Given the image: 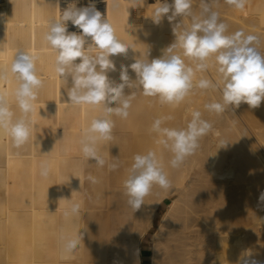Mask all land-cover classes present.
Returning a JSON list of instances; mask_svg holds the SVG:
<instances>
[{
    "label": "bare ground",
    "instance_id": "obj_1",
    "mask_svg": "<svg viewBox=\"0 0 264 264\" xmlns=\"http://www.w3.org/2000/svg\"><path fill=\"white\" fill-rule=\"evenodd\" d=\"M159 2L171 5L173 0H0V70L6 73L0 90L7 94L16 117L21 115L15 98L19 81L11 65L18 51L37 57V74L44 81L33 102L29 117L32 136L27 144L18 149L7 133L0 131V264H7L8 258L20 251L22 264H33L40 254L49 260L51 249L57 264H78L81 259L83 264H143L142 244L151 231L149 264H264V202L259 200L264 192V99L257 108L242 102L216 114L204 106L221 101L222 85L194 88L177 106L161 104L158 98L145 97L126 86V96L136 92L130 115L127 119L112 117L113 139L99 149L108 163L118 158L120 166L112 171L107 163L101 168L94 159L83 157L81 138L91 121L101 115V108L68 104L71 78L63 84L55 71V53L43 40L49 22L59 20L69 4L78 8L94 4L118 39L129 47L126 55L110 57L115 70L107 72L109 80L122 82L123 65L134 82L136 73L129 66L137 58L151 61L162 57L175 42L173 27L180 24L179 33L192 24V16H177L170 22L171 11L159 24L154 23ZM208 2L227 25L226 35L238 31L257 35L258 50L264 54V0H246L243 9L225 0ZM191 12L201 18V0H192ZM66 24L69 32L81 33L71 21ZM174 54L195 69L196 61L183 56L181 49ZM208 63L207 70L195 71L194 81L207 78L218 82L215 58ZM109 106L115 107V102ZM197 110L213 128L200 138L195 154L173 168L171 152L157 143V134L150 132L152 122L171 116L164 127L184 128ZM51 130L53 135L48 134ZM150 150L156 152L172 188L153 186L144 205L133 213L124 195L123 180L133 157ZM207 158L210 166L203 167ZM42 161L50 164L46 178L40 175ZM221 163L226 166L225 174L217 169ZM250 173L252 180L246 177ZM89 175L97 183H91ZM71 198L81 204V210L68 224L63 212ZM162 204H166L164 210ZM15 219L24 220L21 229L27 227L31 232L23 234L13 226L12 230L10 224ZM157 221V229L152 230ZM36 228L41 234L32 238ZM62 230L82 235L75 255L63 254L59 240Z\"/></svg>",
    "mask_w": 264,
    "mask_h": 264
},
{
    "label": "clouds",
    "instance_id": "obj_2",
    "mask_svg": "<svg viewBox=\"0 0 264 264\" xmlns=\"http://www.w3.org/2000/svg\"><path fill=\"white\" fill-rule=\"evenodd\" d=\"M225 2L236 9H243L246 0ZM201 4V18H198L192 15V0H173L171 5L159 2L154 11V23L159 24L171 11L172 14L168 15L170 22L177 16H192L191 27L179 33L181 25L173 27L175 42L167 47L162 57L151 61L137 58L129 66L136 73L134 82L130 80L127 68L122 65V82L118 84L110 81L107 75L109 70H115L110 57L126 55L129 47L118 39L109 20L102 17L94 4L80 8L75 3L69 4L59 20L49 22L43 40L55 53V71L63 84L66 85L69 77L71 78V87L67 91L70 101L68 104L101 108V115L91 121L80 141L81 152L86 160L94 159L95 165L101 168L107 163L112 171L120 166L118 158H112L113 162L108 163L100 155L99 149L104 142L113 139L115 123L112 117L127 119L130 115L129 110L136 92L126 96V86L139 90L145 97L158 98L161 104L177 106L194 88L206 90L222 85L221 101L206 104L204 107L207 111L222 114L230 106L239 107L242 102L251 108L260 106L264 99V54L258 50L260 38L257 35H245L243 31L226 35L227 25L220 21L219 13L211 10L208 0H201ZM67 21L81 29V33L69 32ZM176 49H181L183 56L196 61L195 69L187 66L181 55L174 54ZM213 57L218 82L214 83L207 78L194 81L195 71L207 70L208 62ZM36 61L37 57L33 53L18 51L11 65V72L19 81L15 90L16 104L21 113L19 117L12 111L7 94L0 90V131L7 133L18 149L27 144L32 136L29 117L34 111L33 102L44 86V81L37 74ZM5 75L0 70V80ZM113 102L116 106H109ZM170 119L171 116L156 118L150 132L157 134V143L171 152V167L178 168L195 154L200 146V138L206 136L213 125L203 119L198 110L191 113V119L184 128L164 127V121ZM49 172V162L42 161L40 175L46 178ZM88 180L97 183V179L91 175ZM153 186L164 190L172 188L156 152L150 150L133 157V163L123 180L124 195L127 196V204L133 213L144 205L145 197L151 193ZM259 200L264 202V192ZM67 201L69 206L65 208L63 216L66 223L72 224L80 216L81 204L72 202V198ZM82 239L80 232L69 234L62 230L59 240L63 254L75 255ZM244 264L248 262L245 261ZM251 264L257 262L252 261Z\"/></svg>",
    "mask_w": 264,
    "mask_h": 264
},
{
    "label": "rangeland",
    "instance_id": "obj_3",
    "mask_svg": "<svg viewBox=\"0 0 264 264\" xmlns=\"http://www.w3.org/2000/svg\"><path fill=\"white\" fill-rule=\"evenodd\" d=\"M52 131V130H51ZM46 132H49V131H46ZM45 132V133H46ZM53 133V131L52 132H50V133H48L49 135L51 134V135H53L52 134ZM47 134V133H46ZM47 134V135H48ZM53 137V136H52ZM54 138V137H53ZM209 159L210 158H207L206 159V161H207V163L206 162H204V164H203V167L205 166H210V163H208V161H209ZM223 166V167H222ZM224 167L226 168V166H225V164L224 163H221L219 166H217V169H218V171H219V169H220V172H221V174H225V173H227L226 171H225V169H224ZM210 167L208 168V171L210 172L212 169H210ZM217 169H215L216 171H217ZM224 171V172H223ZM252 175L253 174H251L250 173V176L249 175H247L246 177L247 178H249V180H252L253 178H251L252 177ZM166 201H169L168 199L166 200ZM165 207H166V204H162V206H161V210H164L165 209ZM36 212H38V213H44L43 212V210H41V209H37L36 210ZM162 212V211H161ZM18 214H20V211H16V215H18ZM159 215H161V213H159ZM25 221L24 220H20V219H15L14 221H13V223H11L10 224V226L12 227H14V228H16V230H17V228L19 229V231L20 232H23V234L24 233H26L27 235L29 234V232H31V231H28V228L27 227H25L26 229L24 230H22L21 229V227H24L25 226ZM156 224V227L155 228H152V230H156L157 229V225H158V221L155 223ZM9 225V224H8ZM8 225H6V226H4V227H7V229H10V226L8 227ZM3 226V225H2ZM17 226V227H16ZM11 228L12 230L14 229V228ZM42 227V226H41ZM3 228V227H2ZM43 228H44V226H43ZM54 227H52V229H53ZM10 229V230H11ZM15 230V229H14ZM34 236L32 237V238H38L39 236H40V232H39V230H37V228H36V231H34ZM25 234V235H26ZM151 234H152V231L144 238V240H143V244H142V261H143V264H149L150 263V259H151V252H150V250H149V245H150V238H151ZM38 235V237H36ZM26 239V238H25ZM23 240V239H22ZM23 241H25V240H23ZM28 244H29V242H27ZM38 243V242H37ZM36 243V246L35 247H40V245L39 244H37ZM34 245V244H33ZM52 251V254L50 255V258L51 259H49V260H47L46 258H43V255H38V257L36 258V260H35V262L33 263V264H57V259H56V256H55V250L54 249H51ZM21 253V251L20 252H15L14 253V255L15 256H13V257H9L8 258V260L9 261H6L7 262V264H22V261L20 260V257H18V255ZM83 261L84 260H82L81 259V261H79V263L78 264H83ZM60 264H62V262L60 263Z\"/></svg>",
    "mask_w": 264,
    "mask_h": 264
}]
</instances>
